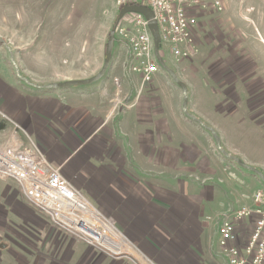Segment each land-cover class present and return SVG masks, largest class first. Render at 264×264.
I'll return each instance as SVG.
<instances>
[{"label":"crops","instance_id":"crops-1","mask_svg":"<svg viewBox=\"0 0 264 264\" xmlns=\"http://www.w3.org/2000/svg\"><path fill=\"white\" fill-rule=\"evenodd\" d=\"M62 29L60 24L52 34L50 30L46 32L30 52L39 74L62 78L33 83L27 77H19V71L13 73L1 59L0 112L5 116L0 115V148L24 149L34 143L91 207L113 217L143 252H159L147 234L152 228L159 230L162 234L157 236L164 235L166 242V232L171 234L173 251L181 253L185 240L192 246L195 225L206 229L209 214L216 213L221 219L235 211L212 210V205L220 204L229 190L234 191L222 169L229 164L216 154L217 143L210 130L223 139L226 121L214 115L215 89L206 85L205 79L195 78L204 71H183L182 75L187 73L185 84L189 92L186 111L194 118L189 117L183 110L179 86L180 91L166 84L168 99L160 94L164 74L170 75L163 68L150 83L140 86L139 74L127 67V47L124 51L119 47L100 78L86 84L52 87L57 82L91 78L100 70L82 74L77 66L62 67L60 61L78 60L79 45L72 39L73 43L65 47ZM221 155L229 159L228 155ZM8 179L11 178L0 180ZM11 191L19 194L18 190ZM248 199L240 206H252L251 195ZM6 213L0 205V264H101L103 257L106 259L102 264L117 263L84 240L72 241L61 234L55 245L51 242L52 230L17 227L13 218L7 223ZM27 213L34 217H27L29 224H36L38 215ZM253 219L245 217L238 223L236 244L244 243ZM138 234H142V239ZM82 241L86 245H81ZM204 242L210 249V244ZM182 254L190 264H197L188 249ZM209 261L214 263L213 259Z\"/></svg>","mask_w":264,"mask_h":264},{"label":"rangeland","instance_id":"rangeland-1","mask_svg":"<svg viewBox=\"0 0 264 264\" xmlns=\"http://www.w3.org/2000/svg\"><path fill=\"white\" fill-rule=\"evenodd\" d=\"M223 2L225 6L222 12L209 11L199 18L200 25L196 35L197 52L191 57L176 60L163 46L159 47L165 65L173 73H177L181 81L188 82L187 73L182 75L184 70L197 69L204 72H199L201 75L195 78L205 79V84L216 91L214 103L215 105L217 103L215 109L217 111H214V115L226 121L225 135H221L225 140L220 139V134L218 135L214 130L211 134L215 144L219 139V145L216 144L219 150L214 148L216 154L223 159V163L229 164L227 167L222 166V169L233 183L234 191L229 190L228 196L220 204L212 205V210L215 212L219 208L228 210L234 208L236 211L241 207L240 204L249 201V196H252L257 188L264 190V0H223ZM117 13L115 0H0V65L4 60L13 73L17 69L19 77H27L37 84L62 78L61 75L39 74L35 61L30 60V52L36 47V43H40L46 32L50 30L52 34L53 28L62 24L64 32L61 41L66 42L65 47L73 43L72 39L79 42V45L77 43L78 60L60 61L62 67L70 64L72 67L77 66L82 74L96 72L102 67L107 35ZM118 44L115 37L111 58L119 47L124 51L125 46ZM164 77L160 94L168 99L170 94L167 85L177 87L179 91L180 88L170 75L164 74ZM186 97L188 101V88ZM221 152L224 155L232 153L243 165L230 157L229 159L222 157ZM197 182L203 184L202 180ZM12 189L18 190L19 194L16 196V192L11 193ZM14 198L17 200L14 201ZM0 205L5 207L7 212V223L8 219L13 218L12 220L17 222L15 226L44 227L52 230L51 242L55 245L61 239V234L72 241L84 240L111 261H117L116 264H180L181 261L190 264L183 254L181 255L187 249L189 255H193L197 260V264L225 263L217 242L218 227L222 217L218 218L216 213L208 215L206 229L202 230L194 226L192 246L180 238L185 243V245L180 243L184 248L181 253L173 251L171 234L166 232L169 239L166 242L164 235V237L157 236L158 233L162 234L159 230L151 228L147 234L157 245L159 252L153 250L154 252H148V255L136 245L135 241L133 243L124 234L123 228L118 227L113 217L102 211L100 213L99 210L100 221L96 222L95 216L85 215V218L115 243L109 242L107 246L104 242L97 243L81 233L74 232L63 218L50 216L47 210L37 207L22 192L20 184L13 178L0 180ZM27 212L38 215L36 224H29L27 217L33 216ZM199 221L201 222L202 219L199 218ZM190 222L194 223L192 220ZM138 235L142 239V234ZM205 240L210 244V249L205 246ZM195 244H197L196 249ZM81 245L86 244L82 241ZM88 256L91 257V253ZM105 259L103 257L102 263ZM123 259L126 261H122ZM211 259L214 263L209 261Z\"/></svg>","mask_w":264,"mask_h":264},{"label":"built area","instance_id":"built-area-1","mask_svg":"<svg viewBox=\"0 0 264 264\" xmlns=\"http://www.w3.org/2000/svg\"><path fill=\"white\" fill-rule=\"evenodd\" d=\"M115 3L118 8L147 7L157 26L159 56L162 58L159 47L163 46L176 60L189 58L197 52L199 18L209 11L220 13L225 6L223 0H115ZM114 34L116 40L127 47V67L139 74L140 86L151 82L160 65L154 53L150 19L141 12L128 11L116 23ZM114 81L117 83L116 79ZM0 115L5 116L2 112ZM7 178L15 179L37 207L47 210L50 216L63 218L74 232L85 236L78 225L87 224L86 227L97 229L86 220L87 214L77 211V199L95 213L96 222L100 220L98 213L59 169L47 162L34 143L24 149L0 148V179ZM251 202L252 206L245 205L231 216L225 215L218 227L219 246L228 264H264V190H255ZM245 217H254L253 224L244 243L238 245L237 226Z\"/></svg>","mask_w":264,"mask_h":264},{"label":"water","instance_id":"water-1","mask_svg":"<svg viewBox=\"0 0 264 264\" xmlns=\"http://www.w3.org/2000/svg\"><path fill=\"white\" fill-rule=\"evenodd\" d=\"M128 11L141 12L142 14H144V16L146 18L150 19V28L152 30L153 41H154V53H155V56L157 58V61L160 65V67L163 68L165 71H167L170 74V76L176 81L177 85L182 89V91H183V110H184L186 115H188L189 117H193L192 115H190L186 111L187 97H186V85H185V83L183 81H181L177 77V75L175 73H173L165 65L163 59L158 54L159 38H158L156 23L151 19L152 18L151 11L145 6H138V5H129V6H124V7L118 8L116 23L123 16V14L128 12ZM116 23L112 26V28L110 29V31L108 33V36L106 39V45H105V49H104L103 64H102L101 69L99 70V72L96 75H94L91 78H87V79H71V80H67V81L57 82V83L51 84L50 86H52V87H64V86H70V85L86 84V83L92 82V81L100 78L105 73V70L107 69V67L110 63L112 48H113L114 40H115V34L114 33H115ZM16 72L18 73L17 69H16ZM210 130L213 132L212 129H210ZM216 143H217V145H219V139L216 140ZM226 155H228L231 159L236 160L238 163L243 165V163H241V161L238 160L235 156L229 155V154H226Z\"/></svg>","mask_w":264,"mask_h":264},{"label":"bare ground","instance_id":"bare-ground-1","mask_svg":"<svg viewBox=\"0 0 264 264\" xmlns=\"http://www.w3.org/2000/svg\"><path fill=\"white\" fill-rule=\"evenodd\" d=\"M9 147H12V146H9ZM77 203H78L77 206H78V209H79L77 211L83 212V213H85V214H87V215H89L91 217L95 216V213H93L91 210H89L86 206L84 207L83 203L81 201H79L78 199H77ZM74 219H77V218H74ZM86 220H84V221H86ZM78 226L82 230V232L84 233L86 238H88V236H89V237H91L92 239H94V240H96L98 242H100V241L104 242L105 245L107 244V246H108L109 242L110 243H115L113 241H110V239L104 233L100 232L98 229H95V228L93 229L91 226L90 227H86L87 224H86V226H83V225H78Z\"/></svg>","mask_w":264,"mask_h":264},{"label":"trees","instance_id":"trees-1","mask_svg":"<svg viewBox=\"0 0 264 264\" xmlns=\"http://www.w3.org/2000/svg\"><path fill=\"white\" fill-rule=\"evenodd\" d=\"M116 17H117V15L115 16V18H114V20H113L112 26L116 23ZM112 26H111V28H112ZM107 36H108V35H107Z\"/></svg>","mask_w":264,"mask_h":264}]
</instances>
